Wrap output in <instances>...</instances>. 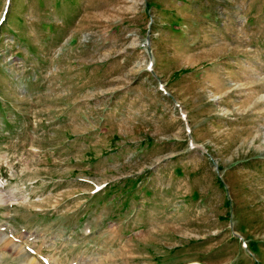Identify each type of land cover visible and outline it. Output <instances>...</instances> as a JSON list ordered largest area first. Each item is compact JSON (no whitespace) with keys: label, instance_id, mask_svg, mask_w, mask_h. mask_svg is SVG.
I'll use <instances>...</instances> for the list:
<instances>
[{"label":"rangeland","instance_id":"1","mask_svg":"<svg viewBox=\"0 0 264 264\" xmlns=\"http://www.w3.org/2000/svg\"><path fill=\"white\" fill-rule=\"evenodd\" d=\"M0 264H264V0H0Z\"/></svg>","mask_w":264,"mask_h":264},{"label":"bare ground","instance_id":"2","mask_svg":"<svg viewBox=\"0 0 264 264\" xmlns=\"http://www.w3.org/2000/svg\"><path fill=\"white\" fill-rule=\"evenodd\" d=\"M2 197V196H1Z\"/></svg>","mask_w":264,"mask_h":264}]
</instances>
